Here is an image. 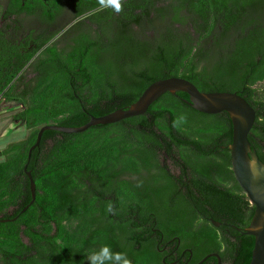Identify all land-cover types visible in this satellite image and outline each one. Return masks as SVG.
I'll list each match as a JSON object with an SVG mask.
<instances>
[{
	"label": "trees",
	"instance_id": "1",
	"mask_svg": "<svg viewBox=\"0 0 264 264\" xmlns=\"http://www.w3.org/2000/svg\"><path fill=\"white\" fill-rule=\"evenodd\" d=\"M120 4L116 12L99 0H51L39 14L48 36L30 50L0 44V100L19 105L13 121L29 130L0 150V254L22 252V232L39 247L34 264H89L103 246L130 264H160L158 229L190 246L193 262L215 251L225 264H248L254 238L237 227L254 206L231 169L225 111L203 113L185 92H165L141 115L78 133L45 130L28 157L40 126L83 125L179 76L200 91L236 92L254 108L248 141L264 163V0ZM24 166L35 199L21 212L31 199ZM204 216L220 226L198 225ZM226 226L239 242L223 236Z\"/></svg>",
	"mask_w": 264,
	"mask_h": 264
},
{
	"label": "water",
	"instance_id": "2",
	"mask_svg": "<svg viewBox=\"0 0 264 264\" xmlns=\"http://www.w3.org/2000/svg\"><path fill=\"white\" fill-rule=\"evenodd\" d=\"M176 91L185 92L188 98L183 99L184 102L200 112L215 114L225 111L228 113L232 124V137L230 144L226 147L230 151L231 169L249 203L254 206L251 220L242 231L243 234L251 235L254 238L248 264H264V163L259 159L248 141V133L255 120V110L236 92L200 91L191 81L179 76L158 79L149 84L130 105L101 116H91L83 125L44 124L40 126L36 133L35 142L28 149V157L31 150L39 144L45 130L78 133L96 124H109L127 117L141 115L159 96L165 92L175 93ZM24 171L28 176L31 199L21 209V212L35 199V183L32 175L30 171L25 169V166ZM211 222L215 226L218 225L215 220L211 219ZM211 256L216 258V264H220V256L215 252L206 254L197 264Z\"/></svg>",
	"mask_w": 264,
	"mask_h": 264
},
{
	"label": "flooded vegetation",
	"instance_id": "3",
	"mask_svg": "<svg viewBox=\"0 0 264 264\" xmlns=\"http://www.w3.org/2000/svg\"><path fill=\"white\" fill-rule=\"evenodd\" d=\"M50 4L51 0H0V44L6 43L8 45L14 44L17 46L20 44H26L27 50H30L43 37L48 36L51 31V24L49 21L41 20L39 14L42 10H48L50 8ZM40 50L41 49L37 50L33 57L38 55ZM33 57L30 59V61H32ZM23 69L28 70L31 68L29 65H25ZM34 74H36V72H32L29 76ZM15 217L9 218L7 220L14 221L17 218ZM203 218L199 217V220L197 219L196 223H198V225L203 224L205 219H209L211 221V218L208 216H204ZM219 226L220 223L218 222L216 227L218 228ZM246 227H237V231H239L240 234H243L242 231ZM223 232V236H229L232 243L240 241V235H235L232 233L229 227H224ZM19 235L22 238V241L25 242L23 251L1 253L0 264H34L33 259L39 257V247L32 244L30 239L22 232ZM152 235L154 236V239L152 237L151 239L155 240V250L160 256V264H197L204 257L203 256L197 262H193L192 248L190 246H186L185 242L182 241L177 235L165 239L164 235L158 229H154ZM48 240L49 238L47 237L45 243H47ZM230 247L231 244L228 245V248ZM224 248L225 244L223 243L221 250L223 251ZM212 252L215 251H210L208 253ZM232 252L237 254L239 252L238 247L235 248L232 246ZM204 260L202 262H204ZM211 263H213V261H211ZM58 264L66 263L62 262ZM220 264H225L221 256Z\"/></svg>",
	"mask_w": 264,
	"mask_h": 264
},
{
	"label": "rangeland",
	"instance_id": "4",
	"mask_svg": "<svg viewBox=\"0 0 264 264\" xmlns=\"http://www.w3.org/2000/svg\"><path fill=\"white\" fill-rule=\"evenodd\" d=\"M19 109L16 103L0 100V149L9 143L18 141L27 136L28 131L24 125H17L13 121V114Z\"/></svg>",
	"mask_w": 264,
	"mask_h": 264
},
{
	"label": "clouds",
	"instance_id": "5",
	"mask_svg": "<svg viewBox=\"0 0 264 264\" xmlns=\"http://www.w3.org/2000/svg\"><path fill=\"white\" fill-rule=\"evenodd\" d=\"M102 7H112L116 12L120 11V0H99ZM109 211H112L109 206ZM89 264H106V262H112V264H130L129 260L123 253H112L107 246L101 247L98 251H95L89 255Z\"/></svg>",
	"mask_w": 264,
	"mask_h": 264
},
{
	"label": "crops",
	"instance_id": "6",
	"mask_svg": "<svg viewBox=\"0 0 264 264\" xmlns=\"http://www.w3.org/2000/svg\"><path fill=\"white\" fill-rule=\"evenodd\" d=\"M1 150V149H0Z\"/></svg>",
	"mask_w": 264,
	"mask_h": 264
}]
</instances>
